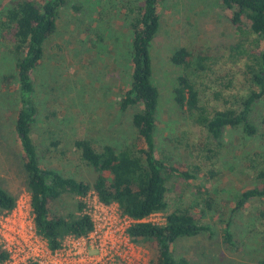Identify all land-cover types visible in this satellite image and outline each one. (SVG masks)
Returning <instances> with one entry per match:
<instances>
[{"label":"trees","instance_id":"1","mask_svg":"<svg viewBox=\"0 0 264 264\" xmlns=\"http://www.w3.org/2000/svg\"><path fill=\"white\" fill-rule=\"evenodd\" d=\"M161 0H122L131 31L128 85L118 99L120 112L136 109L130 116L132 135L119 146L104 143L95 147L90 140L72 142L76 159L93 174L87 182L60 174L43 166L30 132L36 115L33 72L43 57L44 42L56 29V18L66 0H0V41L11 57L18 106L12 118L15 135L26 175V189L35 232L45 240L49 249L59 247L63 236H84L91 222L83 214L84 204L76 203L75 212L60 216L50 205L63 194L79 199L93 193L103 204L114 203L120 215L133 220L126 229L129 239L153 251L150 264H187L181 256H174L172 246L179 238L200 234L211 236L208 224L199 213L189 208L166 213L161 224L143 221L151 214L166 212L167 180L171 176L183 180L199 179L209 162L221 148L226 130H239L243 139L255 142L254 150L244 161L253 184L241 189L233 197L228 211L220 210L222 241L234 244L230 227L238 213L248 203L258 202L250 227L261 237L264 253V112L253 122L254 105L264 93V0H217L226 11L233 40L212 49L198 46L175 49L169 57L180 68V75L172 90L173 102L180 114H186L214 143L210 156L199 164L181 167L171 158L159 157L155 145L157 91L150 81L148 45L158 27L157 6ZM7 80V82H9ZM208 178L214 174L207 170ZM205 174V175H206ZM15 199L0 188V212L13 209ZM193 208V209H192ZM204 208L210 204L204 201ZM6 253L0 248V263ZM254 264H264V258Z\"/></svg>","mask_w":264,"mask_h":264},{"label":"rangeland","instance_id":"2","mask_svg":"<svg viewBox=\"0 0 264 264\" xmlns=\"http://www.w3.org/2000/svg\"><path fill=\"white\" fill-rule=\"evenodd\" d=\"M126 13L122 0H66L54 33L44 42L43 57L33 72L37 112L30 136L42 165L62 175L93 180V174L76 159L74 140H90L97 148L104 143L119 146L132 135L129 119L136 109L120 112L117 107L130 68L131 31ZM226 15L217 0H161L157 6L158 27L148 45L150 81L157 91L155 145L159 157L171 158L181 167L199 164L217 148L192 119L176 110L172 90L180 68L169 57L180 47L212 49L232 42ZM10 58L0 41V188L15 199L14 208L24 210L29 199L26 175L11 129L18 106L16 87L14 80L5 79L14 74ZM263 112L264 93L252 109L251 120L258 122ZM254 146L239 130H226L221 148L202 164L205 168L197 181L175 176L167 180L166 212L144 220L161 224L166 213L197 203L192 209L212 232L211 236L177 239L172 246L174 256L184 257L187 264H254L264 258L256 233L262 230L261 224L250 226L254 232L247 225L262 210L260 203H248L233 220L229 229L232 246L223 243L218 222L224 218L218 212L228 211L233 197L253 184L244 157ZM207 170L214 177L208 178ZM84 198L63 194L50 205L51 211L60 216L74 213L76 203L84 204ZM204 201L210 209L204 208ZM137 246L144 254V264H150L153 251Z\"/></svg>","mask_w":264,"mask_h":264},{"label":"built area","instance_id":"3","mask_svg":"<svg viewBox=\"0 0 264 264\" xmlns=\"http://www.w3.org/2000/svg\"><path fill=\"white\" fill-rule=\"evenodd\" d=\"M84 199L90 231L80 237L64 236L55 249H49L35 232L29 202L24 210L16 206L3 212L0 248L6 260L0 264H144L141 248L126 234L133 220L120 215L114 203H101L93 193Z\"/></svg>","mask_w":264,"mask_h":264}]
</instances>
